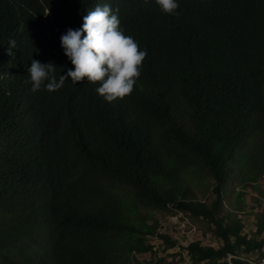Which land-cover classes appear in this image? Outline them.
<instances>
[{
	"label": "trees",
	"instance_id": "obj_1",
	"mask_svg": "<svg viewBox=\"0 0 264 264\" xmlns=\"http://www.w3.org/2000/svg\"><path fill=\"white\" fill-rule=\"evenodd\" d=\"M177 3L0 0V264H176L147 239L180 244L155 217L171 210L220 242L182 247L192 263L264 264V212L251 235L239 215L264 194V0ZM104 4L148 53L132 94L32 92L31 60L66 74L61 35Z\"/></svg>",
	"mask_w": 264,
	"mask_h": 264
},
{
	"label": "clouds",
	"instance_id": "obj_2",
	"mask_svg": "<svg viewBox=\"0 0 264 264\" xmlns=\"http://www.w3.org/2000/svg\"><path fill=\"white\" fill-rule=\"evenodd\" d=\"M149 2L144 0L146 4ZM155 3L163 13L177 14V0H155ZM60 40L73 68L57 79L53 62L45 64L32 59L31 67L27 69L32 92H38L42 87L50 93L55 92L70 78L73 84L85 79L89 84H98L95 91L108 103L132 94L148 53L146 49H140L132 36L124 34L118 9L114 12L109 4H104L89 10L83 17L82 26L69 28ZM9 45L7 54L14 56L12 49L16 48V41L10 40Z\"/></svg>",
	"mask_w": 264,
	"mask_h": 264
},
{
	"label": "rangeland",
	"instance_id": "obj_3",
	"mask_svg": "<svg viewBox=\"0 0 264 264\" xmlns=\"http://www.w3.org/2000/svg\"><path fill=\"white\" fill-rule=\"evenodd\" d=\"M200 197L204 196L211 200L214 196L208 190L206 193L199 192ZM202 197V198H204ZM245 204L243 210H239L240 218L244 223V232L248 235L253 234L257 215L264 212V194L258 192L256 189H248L245 194ZM156 218L159 219L160 227L159 231L168 235L171 239L177 240L180 244L171 248L163 238L154 235L147 237L148 242L154 245V250L159 256H164L168 260H174L176 264H194L187 254V250H179L185 247L188 243L196 240L202 241V243H210L213 245H219L220 242L211 234L208 229V225L203 221L193 219L189 214L178 211L156 212ZM151 257V253L140 254L138 256L139 262L136 264H145ZM249 258L256 261V255H252ZM230 259V257H229ZM231 260V259H230ZM200 264H207L206 262Z\"/></svg>",
	"mask_w": 264,
	"mask_h": 264
}]
</instances>
